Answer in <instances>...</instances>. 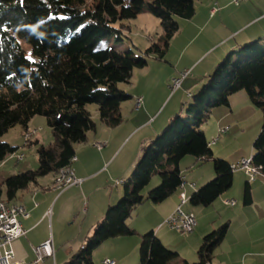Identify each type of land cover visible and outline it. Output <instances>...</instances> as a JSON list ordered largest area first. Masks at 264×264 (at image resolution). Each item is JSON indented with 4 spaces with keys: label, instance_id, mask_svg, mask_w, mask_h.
Instances as JSON below:
<instances>
[{
    "label": "trees",
    "instance_id": "1",
    "mask_svg": "<svg viewBox=\"0 0 264 264\" xmlns=\"http://www.w3.org/2000/svg\"><path fill=\"white\" fill-rule=\"evenodd\" d=\"M198 0H0V163L18 151L1 138L17 125L25 132L37 116H44L54 141L37 150L35 170L0 180V200L14 202L42 177L71 164L76 147L97 127L90 105H97L102 123L111 128L124 121L122 106L132 96L120 88L131 83L135 69L148 66L147 57L115 48H98L105 35L121 36L146 9L161 21L162 43L146 55L164 59L171 41L180 32L178 18L192 19ZM117 26H119L117 28ZM23 41L31 46L27 51ZM246 91L264 113V42L243 45L222 61L186 106L187 116L176 115L148 147L127 182L124 197L108 208L106 218L67 264H94L93 254L103 243L137 233L127 221L146 203H161L175 195L183 181L181 162L194 156L198 162L213 159L216 177L191 197L192 205L210 206L234 182L231 164L215 159L205 132L199 128L214 109L228 106L230 97ZM253 164L264 174V123L254 142ZM161 184L146 192L153 178ZM245 201H251L249 185ZM228 225L204 237L198 261L189 263L167 248L154 231L142 237L140 264H213L215 250Z\"/></svg>",
    "mask_w": 264,
    "mask_h": 264
},
{
    "label": "crops",
    "instance_id": "2",
    "mask_svg": "<svg viewBox=\"0 0 264 264\" xmlns=\"http://www.w3.org/2000/svg\"><path fill=\"white\" fill-rule=\"evenodd\" d=\"M196 6V15L180 22L181 30L177 35L180 38L186 37L187 40H183L186 41L183 52L172 70L166 67L168 63L165 59L147 66V76L152 75V68L167 74L161 86V93L166 95L162 103L158 106L153 104L152 98L155 96L151 94L155 93L154 89L157 87L153 80H147L146 84L141 86L139 82V85L126 91L132 98L131 102L129 100L122 106L124 121L119 127L111 128L102 123L98 109L94 110L97 127L88 133L87 141L78 146L77 161L72 165L76 177L82 183L64 190L56 188L57 192H54L52 200L44 209L42 204L33 201L40 196L44 200L46 195L42 191H32V200L26 199L24 195L21 197V202L17 204L25 205L30 217L22 220L27 234L14 242L17 258L33 260L36 248L51 239L52 227L54 230V218L52 222L48 218L51 204L55 202L57 207L63 199V203L67 205L70 200L78 198L83 205L86 203V212L83 219L81 215L78 219L80 231L77 239L73 243H61L54 236L55 259L46 258L43 263L67 264L93 235L97 225L106 218L108 208L124 197L127 182L143 153L170 121L183 112L186 102L201 89L217 66L243 45L254 41L264 42V0H245L239 5L233 0H198ZM187 53L193 56L184 64L183 58ZM185 71H190L191 74L184 79L181 88L172 93V80ZM180 92L187 95L181 96ZM140 95L145 99L138 108L136 97ZM167 100L170 101L166 109L171 104L170 110L166 114V109L160 113ZM212 115L220 125L217 132L219 129L229 128L217 143L211 145L214 158L224 159L231 165L252 158L255 154L254 142L262 131L264 113L251 102L247 92L234 93L230 97V104L214 109ZM205 134L210 143L216 138L209 130ZM96 143H103L105 146L99 149L95 146ZM36 144L46 145L38 138ZM130 144L131 150L126 152ZM185 161V169L180 165L181 176L186 180H183L184 187L161 203L147 201L139 206L134 211L135 215L127 221L128 226L137 231L138 238L122 240L123 237H119L113 240L114 243L118 245L131 241L134 251L129 256L135 257L142 242L141 236L154 231L166 247L171 248L172 244L183 259L195 263L192 261L197 260L204 237L227 224V235L215 250L213 264H264V174L251 181L244 169L236 170L233 185L228 191L210 206H197L191 203L192 195L216 177L214 165L211 164L213 159L204 163L198 162L197 158H186ZM193 170L195 172L192 173ZM117 181L122 183L118 184ZM248 185L251 193L249 203L245 201ZM181 193H185L188 199L182 209L197 217L198 226L192 234H183L166 224L168 217L181 204ZM225 200H236L237 204L227 205ZM166 226L170 229L165 228ZM107 258L117 261L116 264L123 259L119 255H106L105 259Z\"/></svg>",
    "mask_w": 264,
    "mask_h": 264
},
{
    "label": "rangeland",
    "instance_id": "3",
    "mask_svg": "<svg viewBox=\"0 0 264 264\" xmlns=\"http://www.w3.org/2000/svg\"><path fill=\"white\" fill-rule=\"evenodd\" d=\"M86 1L90 3L92 0H86ZM178 21H180L181 23L183 22V20L180 18H178ZM124 24L128 25L129 27L125 29V32L121 36L120 40L118 39L119 38L118 35H115V34L105 35L103 39H101L100 42L98 43V48H115L120 53H125L126 51L133 50L136 56L147 57L149 64H151L154 61L162 60L155 55H151V56L146 55V51L154 43H162L163 28L161 26V21L157 17L152 15V13H150V11L146 9L142 14H140L139 17H137L136 19L125 21ZM118 27L119 26H117V28ZM178 35H176V37H174V39L171 41L169 51L164 58L165 59L164 61L168 63L166 67L170 69L173 68V65H175L176 60L179 58V56L183 52V48L185 46L184 43L186 42L183 40H187L186 37L180 38ZM22 43H23L24 48L30 52L31 46L27 44L26 41H23ZM189 53H187V55L183 58L184 64L187 61H189V59H191V57L193 56V54H189ZM148 72H149L148 67H146L145 69L144 68L135 69L131 83H121L120 88L123 91H128L129 89H132L133 87H136L137 85H139V82H140V85L142 86L146 84L147 80H153L157 89H154L155 93H152L151 95L155 96V98H152L153 104L155 106H158L162 103V100L166 96L165 94L161 93V86L163 85L167 74L157 70L156 68H152V75L147 76L146 74ZM181 77L182 75L177 78H181ZM173 86L174 84L172 80V89H171L172 93L175 92L173 91L174 90ZM179 95L186 96L187 94L185 92H180ZM169 101L170 100H167L165 102V104L161 108L160 113H162L166 109L167 105L169 104ZM190 101H187L183 107L184 109H183V112L181 113V115H183L182 116L183 118L188 117L186 106ZM171 106H172L171 104L168 106L165 114L170 110ZM97 108L98 106L95 104L89 106V109L92 111L93 114H94L93 111L96 110ZM260 110L261 112H263L262 109ZM95 119L96 118H94V120ZM219 126L220 125H218V119L214 115H211L210 119H208V121L204 125H202L199 128V130L203 132H205L206 130H209V132H213L215 134V137H217L219 135V132H217ZM29 127L32 128L31 130H39V136L37 138L41 139L43 143L46 144V146L50 145L54 141V136L48 125L46 117L44 116L35 117V119L32 121ZM24 132H25V128L22 125H17L14 128L10 129V131L7 132L1 138L3 142L10 143L11 145L18 147L19 149L16 153L9 156L5 162L0 163V180H2L3 178L11 177L12 175H15V174H20V173L23 174L29 170H35L39 166L37 150L40 145L38 146V144H36L37 138L34 140V142L32 141L33 142L32 144H30L31 142L26 143ZM131 144L128 145V147L126 148L125 150L126 152L129 151V149L131 150L132 148ZM78 146L76 147V150ZM147 150L143 153L142 158L146 155ZM21 155H24V161L19 163L18 157ZM186 158L196 159L195 157H192V156H187ZM185 159L181 163V166L183 169H185L187 165V161H185ZM190 170H186V171H190ZM193 172H195V170H193L192 173ZM132 175L133 173L131 174L129 179H131ZM55 180H56V174L54 173L48 176L42 177L39 180L38 185L31 184L29 189L22 191L18 195V198L12 203L13 204L20 203L21 197L23 195L24 197H26V199L31 198L32 200V191L34 192V190L36 189L38 192L42 191V194L46 196L44 197V200H43V197L40 196V197H37L36 200H33V201L35 203L39 202L40 204H42V209L46 208L49 205L50 201L52 200L54 192H57L56 186L54 185ZM183 180H185L184 177H183ZM160 184H161V178L155 176L151 184L146 188V192H149L155 189ZM46 200L47 202L44 203ZM63 202L64 200L62 199L57 207H55V202H54L53 204H51L49 208L50 212L48 213V218L51 220V222L53 221V218H54V230L52 227L51 239H53L55 236V238L61 243L69 242V241L73 243L75 239H77L79 231H80L78 219H80L79 218L80 215L82 216V219L84 218L83 214H85L86 212L85 211L86 203L83 205L82 201L79 200L78 198H74L70 200L67 203V205L64 204ZM134 215L135 213H133V216ZM165 228H169V226L168 227L166 226ZM137 235L138 234L136 233L135 235L131 237H123L122 240H133L134 238L135 239L138 238ZM143 236L144 235H142L141 237ZM113 240L115 239L106 241L98 249H96V251L93 254V259H94L95 264L101 263L105 259L106 255H119L120 257H122L123 259L121 260V263L120 261H118V264H140V248H141L142 242L140 243L138 255L135 254V257L134 256L130 257L129 255L134 251V249H132L133 244L131 243V241L130 243H126V244L121 243L117 245L114 243L115 241ZM169 249L173 252L178 253L177 248L173 246L172 244H171V248ZM196 261H192V262H196Z\"/></svg>",
    "mask_w": 264,
    "mask_h": 264
},
{
    "label": "built area",
    "instance_id": "4",
    "mask_svg": "<svg viewBox=\"0 0 264 264\" xmlns=\"http://www.w3.org/2000/svg\"><path fill=\"white\" fill-rule=\"evenodd\" d=\"M236 5H239L245 0H233ZM191 74L190 71H185L181 78L173 79V89L176 92L182 86L184 79ZM144 96L140 95L137 97V107L140 108L144 103ZM229 128H222L219 130V136L214 138L210 145L215 144L219 141V137L226 134ZM39 135V130L30 131L29 136L26 138V143L31 142L33 138ZM95 146L102 149L105 144L96 143ZM24 157V156H22ZM254 156L249 159H243L242 161L233 164L232 170L236 171L244 169L249 176L251 181H254L260 174H262V167H257L253 163ZM77 161V157H74V162ZM20 163V159L18 160ZM73 165V164H72ZM66 169L64 179H67V186H60L59 190H64L70 186L80 185L82 183L75 175L73 166ZM121 181H117L120 184ZM185 183H182L180 188H183ZM181 204L166 220V224L175 230L183 234H191L195 232L198 221L197 217L193 213L185 212L182 206L187 203L188 199L185 193L180 194ZM227 205H236V200H225ZM30 212L26 206L18 208H6L4 204H0V264H43L46 258H54L56 256V249L53 239L46 241L45 243L38 246L35 250V258L28 260L26 258H17L14 249L15 240L24 237L27 234L23 226V219L29 218ZM102 264H116V262L110 258L102 261Z\"/></svg>",
    "mask_w": 264,
    "mask_h": 264
},
{
    "label": "bare ground",
    "instance_id": "5",
    "mask_svg": "<svg viewBox=\"0 0 264 264\" xmlns=\"http://www.w3.org/2000/svg\"><path fill=\"white\" fill-rule=\"evenodd\" d=\"M136 102H137V98H136ZM30 131H34V130H29L28 132H25L24 137L25 140L27 138V136H29ZM24 155H21L18 157V160L20 159V162L24 161V157H22ZM74 162V158L72 159V162L70 165L64 167L63 169H61L57 174H56V180H55V186L56 188L59 190L60 186H67V179H64V175L66 173V169L70 168V166L73 164ZM232 167V165H231ZM122 183V182H120ZM0 204H4V206H6V208H18V207H24L25 205L23 204H13L10 203L8 201H4V200H0Z\"/></svg>",
    "mask_w": 264,
    "mask_h": 264
}]
</instances>
